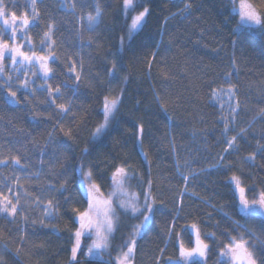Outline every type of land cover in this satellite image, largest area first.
Returning a JSON list of instances; mask_svg holds the SVG:
<instances>
[{
	"label": "trees",
	"instance_id": "obj_1",
	"mask_svg": "<svg viewBox=\"0 0 264 264\" xmlns=\"http://www.w3.org/2000/svg\"><path fill=\"white\" fill-rule=\"evenodd\" d=\"M95 2L38 0L41 21L39 26L30 30L29 36L37 45L35 50L40 51L39 40L47 31V25H56L52 51L60 60L55 63L50 61L55 76L47 84L53 88L60 87L65 93L62 99H57L58 104L72 101V113L65 116L61 123L65 130L71 128L74 139L55 128V119L48 120L49 115L56 119L59 116L43 103L47 98L46 92L37 88L33 96L13 87L12 91H17L20 99L19 104H13L5 98L4 91L7 89L0 91V159L19 156L21 163L28 166L26 171H21L18 167L0 165V180L40 172L38 181L34 178L32 181L22 180V183L30 193L44 198L46 193L41 185L49 182L58 184L67 176L71 178L72 192L80 198L76 168L81 161L99 168L104 177L102 188L105 192L107 176L113 170V164L127 161L144 179L149 178L150 166L158 211L150 229L137 240L134 264H165L169 257L178 255L175 238L169 241L166 229L168 222L176 215V199L183 187L181 178L176 175L173 138L181 162L186 157H195L199 160L198 164L193 165L195 168L215 163V157L226 145L221 135V111L218 105L210 103L209 85L211 88H226L229 83L224 75L233 73L231 85L239 89L237 97L241 109L235 128L228 135H236L240 128L248 130L245 139L238 138L239 151L227 157V161L236 167L228 173L219 170L205 172L190 184L189 191L198 195L183 197L181 215L185 219L179 223L197 222L204 231H217L213 225L219 221L220 229L230 228L231 222L217 211L222 209L232 219L248 223L259 235L260 218L246 220L238 212L231 186L226 180L232 173H242L248 185L264 188V156L257 154L254 164L245 160L246 156L256 151L257 142L264 144V119L258 116V112L264 109V39L254 30H246L240 37L233 34L232 29L239 17L230 14V0H193L191 14L181 11L187 0H140L151 9V14L144 27L129 42L127 25L135 13H129L126 17L121 7L122 0H98L103 16L94 31L88 30L86 21L79 20L87 13L95 14ZM14 3L15 7L9 4V8L17 11L18 15L28 10L29 0H14ZM73 3L76 4L75 12L70 7ZM140 10L137 8V11ZM7 36V33L0 34V39H7ZM122 36L125 37L123 49ZM89 37L92 38L91 42ZM153 53L155 60L152 59ZM233 57L235 71L232 67ZM72 61H75L76 71L82 77L76 96L72 95L70 88L65 87L66 83L73 84L74 74L66 75ZM112 61L120 69L116 78L108 74ZM33 79L34 88L45 83L41 79ZM112 91L116 92L115 95L123 91L122 122L100 140L92 141L91 132L102 119L100 108L103 97L111 96ZM157 95L165 100L166 111L157 103ZM33 110L42 114L40 122L33 120ZM224 115H227V111ZM135 124L144 126L143 152L147 153V160L140 151ZM85 145L89 148L88 155L82 152ZM41 152L46 162L43 166L40 164ZM59 153L66 154L65 169L56 167L57 176L53 178L49 174V165L54 163V156ZM131 183L133 190L138 191L136 181ZM0 191L10 195L6 188H0ZM52 195L62 204L61 217L51 222L57 225L59 235L39 224L26 226L19 219L13 224L7 218L0 217V232H3L0 250L4 244L13 250L20 249L18 259L13 254L4 253L6 264H69V230L74 225L71 215L65 213L63 197L59 193ZM253 195L249 193V198ZM160 199H163V205L159 203ZM36 216L38 213L34 214V218ZM135 223L138 221L122 216L123 226L116 234L113 245L122 243V237L127 236L130 226ZM180 230L179 227L176 229L178 232ZM261 238L264 239V236ZM85 242L91 243L90 240ZM184 242L191 246L187 235ZM78 259L80 264H90L89 259L82 255ZM217 259L211 253L208 264H217ZM91 264L100 262L93 260Z\"/></svg>",
	"mask_w": 264,
	"mask_h": 264
},
{
	"label": "snow or ice",
	"instance_id": "obj_2",
	"mask_svg": "<svg viewBox=\"0 0 264 264\" xmlns=\"http://www.w3.org/2000/svg\"><path fill=\"white\" fill-rule=\"evenodd\" d=\"M42 2V0H40ZM232 5L230 14L238 16L235 28L232 29L233 34L240 37L245 34V31H255L262 39H264V0H230ZM9 4L15 7L14 0H0V26L2 33H7V39H0V91H4L5 98L10 103L19 104L20 99L17 97V91L22 90L23 93L29 95L35 94L37 88L41 92L47 93L46 101L43 103L55 111L59 119L49 115L48 120L55 119V128H59L63 134L71 139V128L65 130L61 120L72 113V101L67 103H57V99H62L65 93L60 87L53 88L47 84V81L55 76L54 69L49 66V62H58L60 57L53 51L55 40L53 39L56 25L50 23L47 25V31L43 32L39 40L41 53L47 50V54H37L36 47L28 33L33 27L39 26L41 21L40 12L38 11V0H29L28 10L21 12L10 10ZM85 6L87 4L85 3ZM73 12L76 11V4L70 5ZM122 11L127 17L129 13H135L130 17V23L127 25V39L131 42L135 34L141 30L147 22V17L151 14V9L144 6L140 0H122ZM137 8L142 10L137 11ZM193 8V0H187L181 11L191 14ZM95 15L88 13L86 16L79 17L80 21H86L89 31H94L98 26L102 16L103 9L98 0L93 4ZM31 17V18H30ZM24 43H17V36ZM89 42L92 38L89 37ZM9 40L12 43H9ZM125 37H121V48L124 47ZM236 43L235 41L233 42ZM27 47V51H25ZM157 47H159L157 45ZM5 59L9 64L4 63ZM152 59L155 60V53ZM109 76L116 78L120 69L115 61L110 62ZM11 68V73L8 68ZM233 70H236L235 58L232 60ZM35 69L34 71H30ZM30 71V75H29ZM72 75L73 84H65L66 88H70L72 95L79 94L82 77L76 71L75 61L68 65L66 75ZM233 73H225L224 79L229 83L228 87L211 88L210 103L214 106L218 105L221 111L220 120L223 123L221 135L224 137L223 143L226 145L222 152L215 157V163L209 164L207 167L195 168L194 164H198L199 160L195 157L184 158L181 162V157L176 151V146L172 143V152L175 162L176 175L181 178L183 187L178 193L176 199V215L167 224L166 236L169 241L175 238L178 255L173 259L169 257L165 264H208L210 254L214 253L217 256V264H264V188H257L255 185H248L242 178L241 174L232 173L227 176L226 182L231 186L232 195L236 201V207L244 218L250 219L253 217L260 218V234L251 227L248 223H241L238 220L232 219L228 213L217 209L222 214L225 220L231 222L230 228L220 229L219 221L215 222L213 227L217 231H204L200 227V223L193 222L191 224L179 223L185 219L181 215L183 210V197L185 195L197 196L195 192L189 191V185L192 184L199 176L209 171L230 172L236 167L227 161V157L233 152L239 151V139H245L247 129L240 128L236 135L229 137V132L235 128L236 117L239 115L241 103L237 97L238 88L231 85V77ZM38 78L45 81L44 84L32 87L35 84V79ZM127 80V77H125ZM92 87L91 84L88 85ZM15 87L17 91H12ZM157 103L163 110H167L165 100L157 95ZM223 101V103H220ZM123 91L119 95H105L103 97L100 115L102 119L95 125L91 132L92 141H97L106 136L114 126L120 125L123 119L122 114ZM227 111V115L224 112ZM260 119H264V109L258 112ZM33 120L40 122L43 119L42 114L33 110ZM255 119V117H254ZM136 138L140 145V151L147 160V153L143 152V124H135ZM84 155L89 154L87 145L82 149ZM257 154L264 156V144L257 142L256 151L245 157L249 163L254 164ZM41 166L45 165L43 160L44 153L41 152ZM66 154L59 153L54 156V163L49 165V174L55 178L57 172L56 167L65 169ZM0 165L4 167H18L21 171H26L27 165L21 163L19 156H10L6 159H0ZM112 171L107 176L108 187L105 192L102 185L105 183L103 175L99 168L90 164H85L81 161L76 168L78 173L77 185L80 189L79 197L74 194L70 188L71 178L65 176L58 184L47 183L41 185L45 190L44 198L33 195L24 186L22 180L32 181L34 178L38 181L41 177L40 172L27 173L24 176L13 175L12 177L0 180V188H6L10 195H5L0 191V217L7 218L11 223L15 224L17 219L22 221L26 226H36L39 224L42 227L50 228L58 235L59 229L57 225L52 224V221L58 220L61 217L60 209L61 201L56 199L52 193H59L63 197V206L65 213L71 215L74 227L70 229V260L69 264H80L79 256H84L91 261H99L100 264H134L137 252V240L142 238L146 230L156 220L157 214V197L153 194V180L150 178L151 169L149 166V178L144 179L135 168L131 167L127 161L120 164H113ZM63 175V173H60ZM136 181V188L133 190L132 181ZM67 193V195H65ZM249 193H254L253 197L249 198ZM159 203L163 205V199ZM207 203V201H205ZM38 216L34 218V214ZM122 216L132 220H137L138 223L130 226V232L126 237H122V243L113 245V240L116 234L120 231L122 225ZM181 230L176 231L177 228ZM23 231V229H20ZM219 232V235H217ZM189 237L191 246H187L184 242V236ZM0 238H3V232H0ZM90 240L91 243L85 241ZM163 249L161 254H163ZM113 252L116 254L113 255ZM4 253L13 254L19 258L20 249H11L7 244H4L0 250V264H6L3 259ZM107 255V259H105Z\"/></svg>",
	"mask_w": 264,
	"mask_h": 264
},
{
	"label": "rangeland",
	"instance_id": "obj_3",
	"mask_svg": "<svg viewBox=\"0 0 264 264\" xmlns=\"http://www.w3.org/2000/svg\"><path fill=\"white\" fill-rule=\"evenodd\" d=\"M88 14V13H87ZM92 15H95V14H92ZM86 24H87V22H86ZM28 36H29V33H28ZM30 37V36H29ZM17 43H24L23 41H21L20 40V38H19V35L17 36V41H16ZM9 43L11 44L12 43V41H9ZM40 47V46H39ZM25 51H27L28 49H27V47H25V49H24ZM37 52V54L39 55V54H47V50L45 49V51L43 52V53H41V50L40 51H36ZM4 63L6 64V65H8L9 64V61L7 60V59H5V61H4ZM49 66H50V62H49ZM8 70H9V72H11V68L9 67L8 68ZM33 70H35V69H32V70H30V71H33ZM30 71H29V75H30ZM12 75H14L15 76V73H11ZM30 78H32V77H30ZM33 79V78H32ZM116 94V92L115 91H112L111 92V95H115ZM116 254V253H115ZM114 254V255H115Z\"/></svg>",
	"mask_w": 264,
	"mask_h": 264
},
{
	"label": "water",
	"instance_id": "obj_4",
	"mask_svg": "<svg viewBox=\"0 0 264 264\" xmlns=\"http://www.w3.org/2000/svg\"><path fill=\"white\" fill-rule=\"evenodd\" d=\"M175 257H173V259H174Z\"/></svg>",
	"mask_w": 264,
	"mask_h": 264
}]
</instances>
